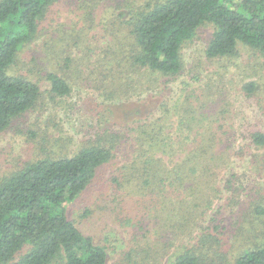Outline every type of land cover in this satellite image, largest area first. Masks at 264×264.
Segmentation results:
<instances>
[{"label":"trees","instance_id":"obj_1","mask_svg":"<svg viewBox=\"0 0 264 264\" xmlns=\"http://www.w3.org/2000/svg\"><path fill=\"white\" fill-rule=\"evenodd\" d=\"M63 7L80 17L76 26L84 21L92 25L95 13L102 16L104 11L117 9V20L102 17L100 27L113 31L120 25L132 37L127 58L106 68L100 79L110 98H125L124 88L145 69L163 76L181 73L184 44L207 25L212 28L208 57H233L242 48L264 55V0H0V133L40 101L42 88L22 72L24 64L17 72L12 68L22 61L25 48L49 33L48 19L60 18ZM75 32L73 46L83 38L84 28L75 27ZM66 59L71 61L69 56ZM46 78L54 96L72 93L62 74L51 71ZM256 88L254 81L244 85L249 94ZM190 107L187 115L181 114L176 129L170 125L166 129L151 114L111 127H93L75 154L41 157L0 177V264H107L108 246L83 232L69 217L67 204L96 182L103 167L114 165L107 184L82 213L88 220L107 211L119 216L127 245L118 250L113 247L117 256L110 264H212L218 254L219 264H226L228 256L221 253L226 229L217 219L212 217L210 224L202 225L197 239L182 243L178 251L173 248V235L194 237L192 228L204 220L214 198L231 205L250 203L246 217L251 225L242 222L238 230L252 231L253 221L264 216V191L255 194L250 187L237 184L235 172L226 177L223 187L215 186L229 143L219 128L206 127L203 105L201 110ZM250 138L253 145L264 147V130L252 131ZM160 151L172 156L170 164ZM178 152L184 155L175 161ZM168 211L172 219L177 216L176 223L167 228L171 236H152L149 215ZM248 237V245L235 254L232 264H264V236L261 240Z\"/></svg>","mask_w":264,"mask_h":264},{"label":"rangeland","instance_id":"obj_2","mask_svg":"<svg viewBox=\"0 0 264 264\" xmlns=\"http://www.w3.org/2000/svg\"><path fill=\"white\" fill-rule=\"evenodd\" d=\"M74 11L63 7L58 15L60 18L50 17L46 24L50 26L49 33L44 32L32 45L25 48L21 54L22 61L18 66L16 62L12 68L17 72L24 64L22 72L40 84L43 94L34 109L17 118L12 127L0 133V177L41 157L75 154L87 141L86 137L92 133L93 127H111L119 122L132 121L134 117L143 119V116L151 114L154 119L161 120L166 129L169 125L176 129L179 127L181 114L187 115L186 108L191 104L200 110L204 106L206 127L213 125L219 128L222 137L229 143L228 154L224 155V166L221 167L215 186L223 187L226 177L235 172L238 174L237 184L250 187L255 194L256 191H264V147L253 145L250 138L252 131L264 130V55L242 48L233 57H208L206 48L212 28L207 25L184 44L181 73L163 76L145 69L139 75H134L130 87L124 88L122 94L127 95L125 98H110L107 96L110 91L104 90L100 79L105 77L106 68L127 58L133 39L127 34L128 30L120 25L113 31H104L100 27L105 16L117 20V9L104 11L102 16L95 13L92 25L84 21L78 26L75 23L80 17ZM65 25L67 29H64ZM58 27H63V32L57 31ZM75 27H83L84 33L81 40L77 39L79 44L73 46L72 39L77 37ZM112 28L110 25L109 29ZM120 43L125 45L126 51L122 50ZM51 71L68 79L73 89L69 96L57 97L50 92L51 83L46 75ZM109 75L111 74H106ZM251 81L256 82L257 88L249 94L244 91V85ZM153 109L154 114L149 113ZM160 154L170 164L172 156L165 151H160ZM183 155L178 152L173 159L178 160ZM121 163L122 161L119 164ZM114 167L115 165L103 167L96 182L67 204L69 217L83 232L93 237L96 243L108 246L107 264L117 256L113 253V247L118 250L127 245V235L117 222L119 216L113 217L107 211L88 220L82 217V213L91 204L89 202L93 195L107 184L106 179L112 175ZM246 204L231 205L214 198L213 203L208 204L204 220H200V224L192 228L194 237L185 236V233L173 235V248L176 246L178 251L182 243L194 242L202 225L210 224L213 217L217 219V224L226 229L221 253L228 256L226 264H232L235 254L248 245V236L252 240L256 236L261 240L264 236V216L253 221L252 231L245 228L238 230L242 222L247 227L251 225L246 217V214H250V203L249 206ZM170 215L169 211L149 215L152 236L158 234L165 239L167 233L171 236L167 228L176 223L177 216L173 215L172 219ZM157 226L160 229L154 230ZM213 226L214 222L211 227ZM185 239L187 242L183 241ZM214 257L215 262L211 261L212 264H219L220 255Z\"/></svg>","mask_w":264,"mask_h":264}]
</instances>
